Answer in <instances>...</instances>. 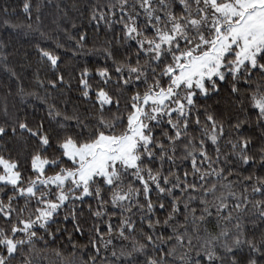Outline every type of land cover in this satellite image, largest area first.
<instances>
[{
    "label": "snow or ice",
    "instance_id": "obj_1",
    "mask_svg": "<svg viewBox=\"0 0 264 264\" xmlns=\"http://www.w3.org/2000/svg\"><path fill=\"white\" fill-rule=\"evenodd\" d=\"M0 264H264V0H0Z\"/></svg>",
    "mask_w": 264,
    "mask_h": 264
}]
</instances>
